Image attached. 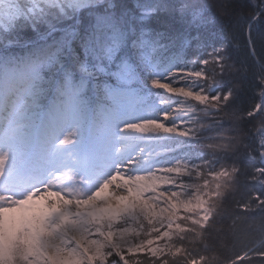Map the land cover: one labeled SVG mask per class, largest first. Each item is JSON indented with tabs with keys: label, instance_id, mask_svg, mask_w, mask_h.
Segmentation results:
<instances>
[{
	"label": "snow or ice",
	"instance_id": "obj_1",
	"mask_svg": "<svg viewBox=\"0 0 264 264\" xmlns=\"http://www.w3.org/2000/svg\"><path fill=\"white\" fill-rule=\"evenodd\" d=\"M233 13L244 22L252 65L229 31ZM253 31L264 33V0H0L4 264H52L65 247L58 213L15 211L56 190L50 161L70 159L86 170L97 152L117 143L128 163L178 153L176 160L192 164L195 157L226 182L215 185L211 207L200 196L202 204H181L164 231L150 229L134 243L110 241L106 253L103 245L93 253L85 247L89 264H170L177 257L179 264H206L215 247L209 228L220 214L215 200L222 204L229 188L236 195L241 175L246 198L238 207L264 210V123L247 127L264 113V61ZM225 120L230 127H222ZM212 121L217 130L201 137ZM193 141L209 150L208 161L193 152ZM238 149L231 162L216 163L217 153ZM257 230L260 238L233 244L222 264H264V225Z\"/></svg>",
	"mask_w": 264,
	"mask_h": 264
},
{
	"label": "rangeland",
	"instance_id": "obj_2",
	"mask_svg": "<svg viewBox=\"0 0 264 264\" xmlns=\"http://www.w3.org/2000/svg\"><path fill=\"white\" fill-rule=\"evenodd\" d=\"M212 123L213 127L200 133L201 137L211 136L217 130L216 122ZM222 127H230V122L225 120ZM193 143L197 145L193 152H203V161H208L209 150L200 147L199 141ZM176 155L179 154L153 152L137 155L134 163H128L127 151L117 143L107 154L97 152L86 170L72 160L65 159L62 164L66 166L67 178L65 175L60 180L54 178V183L50 181L56 190L46 189L35 201L15 211L24 214L33 209H50L58 213L54 219L59 222V231L66 233V239L65 247L52 264H89L85 247L93 253L103 245L106 253L111 251L110 241L120 243L123 239L134 243L137 239H146L145 233L150 229L159 227L164 231L167 223H173L170 217L178 214L181 204L186 208L191 206L188 201L192 204L203 203V199H196L197 196L209 199L208 206H212L213 200L210 197L217 191L215 185L220 183L223 186L226 178L213 176L208 170L209 165L197 163L195 157L194 162L189 164L187 160H176ZM224 155L217 153V164L223 160ZM68 169L72 173L71 180ZM190 189L191 195H187ZM220 190H224L223 187ZM230 191V188L225 190V195ZM215 203H219L218 198ZM8 214L0 208V264H4L3 245ZM183 214L189 215L187 211ZM176 222L185 223L184 220ZM151 234L158 235L156 232ZM72 235H76L77 239H72ZM175 242L180 244L183 241L177 238ZM180 259H170V264Z\"/></svg>",
	"mask_w": 264,
	"mask_h": 264
},
{
	"label": "trees",
	"instance_id": "obj_3",
	"mask_svg": "<svg viewBox=\"0 0 264 264\" xmlns=\"http://www.w3.org/2000/svg\"><path fill=\"white\" fill-rule=\"evenodd\" d=\"M242 4H249L251 0H239ZM250 9L245 8V14L248 13ZM225 19L228 17L226 15ZM229 31L235 36L236 40L240 44L239 56L241 58H247L249 65H252V57L249 55L248 46L246 43L245 36V25L243 21H239L235 13L229 21ZM252 43L255 45L257 55L260 56L261 60L264 61V33H257L253 31L251 34ZM239 68V65H237ZM259 123H264V113L261 117L254 121L251 125L247 127H259ZM254 144V140L252 141ZM242 149H238L236 152L224 155L223 161L231 162ZM246 164H252V161L245 159ZM250 171V169H249ZM240 190L236 195H231L228 192L225 195L223 203L217 204V211L220 213L216 216L209 228L211 236L209 237L210 242L214 243L215 247L207 252L208 261L206 264H222L223 257L229 252L233 244L240 245H250L255 240L260 238V233L258 232V226L264 225V210L261 208L254 207L252 211L243 212L238 207L237 201L243 203L246 198V177L241 175L239 178ZM259 190V186H257ZM255 204V201L253 202ZM223 229V231H218V229ZM191 235H195L192 233ZM178 243V242H175ZM184 241L180 244H183ZM213 252L217 255L218 259L213 260ZM180 259V257H177ZM179 264V261H176ZM174 263V264H177ZM256 264H260V261H256Z\"/></svg>",
	"mask_w": 264,
	"mask_h": 264
},
{
	"label": "bare ground",
	"instance_id": "obj_4",
	"mask_svg": "<svg viewBox=\"0 0 264 264\" xmlns=\"http://www.w3.org/2000/svg\"><path fill=\"white\" fill-rule=\"evenodd\" d=\"M72 239H77L76 235H72Z\"/></svg>",
	"mask_w": 264,
	"mask_h": 264
}]
</instances>
